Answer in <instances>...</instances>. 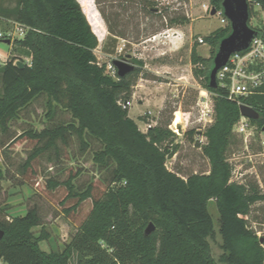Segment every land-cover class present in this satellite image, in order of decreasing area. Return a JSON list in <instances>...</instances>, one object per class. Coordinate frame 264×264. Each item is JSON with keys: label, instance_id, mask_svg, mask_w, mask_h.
<instances>
[{"label": "trees", "instance_id": "16d2710c", "mask_svg": "<svg viewBox=\"0 0 264 264\" xmlns=\"http://www.w3.org/2000/svg\"><path fill=\"white\" fill-rule=\"evenodd\" d=\"M210 2L222 11L223 0ZM152 5L155 2L148 1L144 6ZM249 5L250 24L255 5L264 14V0H249ZM0 13L5 16L2 20L27 27L14 47L27 50L32 58L31 63L23 60V67L15 64L16 57L0 66V126L6 127L42 94L47 97L48 116L54 115L57 105L70 111L73 121L68 124L25 132L24 137L44 144L29 156L23 177L40 186L78 226L62 251L47 252L40 247L43 237L34 233L40 224L36 209L0 220V264H71L74 256L79 262L88 256L83 264H264V236L248 221L252 206L264 201V192L255 181H231L233 165L227 157L241 119L240 106L248 104L259 112V118H250L259 131L264 108L253 95L230 98L227 85L209 84L214 55L231 31L230 24L205 36L210 57L201 56L197 45L192 47L193 74L213 95L214 120L204 131L207 143H198L211 169L183 177L168 169L171 153L163 146L168 139L174 141L175 132L152 126L145 133L130 116L128 103L144 61L132 58L135 68L124 76L117 68L116 76L108 72L107 64L98 61L95 49L100 38L80 0H17L12 8H0ZM174 22L177 19L172 18ZM255 29L264 40V26ZM68 133L78 136L83 149L89 146L87 136L101 142L93 160L100 166L114 165L110 184L95 177L84 190H77L74 180L83 172L79 165L71 167L66 182H39L31 160L58 139L66 142ZM196 133L191 129L185 136L193 140ZM211 202L219 215L222 253L217 259L210 243L216 234ZM151 222L155 229L148 234Z\"/></svg>", "mask_w": 264, "mask_h": 264}, {"label": "rangeland", "instance_id": "374dc122", "mask_svg": "<svg viewBox=\"0 0 264 264\" xmlns=\"http://www.w3.org/2000/svg\"><path fill=\"white\" fill-rule=\"evenodd\" d=\"M7 1L14 3L17 0H0L3 3ZM148 1L155 2L153 8L144 6ZM210 1L80 0L93 30L101 39L95 53L100 64H107L108 72L115 75V59L131 65H135L132 58L144 61L129 105L130 116L137 121L140 129L149 132L146 124L169 127L179 112L184 128L180 134L175 132L173 142L168 139L163 146L171 153L167 159L168 169L183 177L193 173H208L211 169L209 158L200 145L207 143L204 131L214 120L213 95L194 76L191 51L197 45L201 56L210 57L211 46L206 42L201 43L199 39H204L230 22L222 11L211 14ZM172 18L177 19V22L172 24ZM1 20V30L12 28L9 22ZM171 25L181 28L183 33L169 32ZM250 25L255 28L264 26L263 10L258 5H255ZM15 37L23 36L20 31H16ZM6 40H0V52L10 53L11 57L21 61H29L27 50L14 47L15 38L10 37V43ZM111 65H114V69L110 68ZM72 121L70 111L60 105L56 106L53 116H48L47 97L42 94L22 108L19 116L9 121L6 127L0 126V220L10 221L36 209L40 224L34 228V233L43 237L40 247L47 252L62 251L71 242L78 226L42 192L40 186L23 177L29 156L36 147L44 144L29 140L24 135L30 130L40 132ZM191 129L197 131L193 140L185 136L186 131ZM234 135L227 152L235 171L233 179L241 183L255 181L264 192V148L261 144L264 131L255 130L248 142L235 128ZM87 141L89 146L83 149L78 136L68 133L66 142L58 139L55 146L43 150L32 159L31 165L39 182L45 179L66 182L71 167L79 165L83 167V172L74 180L77 190H84L95 177H101L110 184L114 165L97 164L93 160V152L100 149L102 144L91 136H87ZM209 207L216 221V234L210 243L213 256L217 259L222 253L217 223L219 215L214 202ZM248 221L263 237L264 201L252 206ZM86 258L88 256L79 262L78 257L74 256L71 264H83Z\"/></svg>", "mask_w": 264, "mask_h": 264}, {"label": "built area", "instance_id": "2783aa9c", "mask_svg": "<svg viewBox=\"0 0 264 264\" xmlns=\"http://www.w3.org/2000/svg\"><path fill=\"white\" fill-rule=\"evenodd\" d=\"M9 23L10 26L12 25V28L8 31L0 30V40L9 39L10 37L15 38V40L23 38L27 27L14 21H10ZM16 31H20L23 37H15ZM199 41L201 43L205 42L203 38H200ZM28 58L29 61L26 62L31 63V56ZM10 59V53L4 55L0 54V66L5 65ZM19 61L21 60L17 58L15 64H18ZM113 66L114 65H111L110 68L114 69L115 66ZM113 76H116V71ZM217 80L220 81L222 85H227L229 87L230 98L239 95H247L252 92L253 88L259 87L264 82V40L256 35L246 50L233 54L229 62L218 71ZM128 105H131V102L128 103ZM178 113L179 112L176 113L169 127L173 132L180 134V131L183 130L184 127L182 126V118L179 123L177 121ZM151 127V124H146L147 130ZM235 130L242 134L248 142L249 138L255 134L257 126L250 122V118L241 115L240 121L235 125ZM261 144L264 148V136L263 139H261ZM234 173L235 171L232 172L231 181H235L233 179ZM235 177H238V175H235ZM235 182L241 183L239 181Z\"/></svg>", "mask_w": 264, "mask_h": 264}, {"label": "water", "instance_id": "95a60500", "mask_svg": "<svg viewBox=\"0 0 264 264\" xmlns=\"http://www.w3.org/2000/svg\"><path fill=\"white\" fill-rule=\"evenodd\" d=\"M222 13L229 20L231 31L220 41L219 47L213 58V66L209 75V84L211 87H218L217 73L225 66L231 56L237 52L246 50L252 41V39L258 34L257 30L249 24L250 12H249V0H223ZM218 10L213 7L211 14L215 15ZM88 18V17H87ZM10 43V40H6ZM127 58H130L128 56ZM126 58V59H127ZM113 64L118 70L120 76H124L131 72L135 65H131L124 60L115 59ZM18 65L23 67L25 63L19 61ZM241 115L257 119L259 118V112L248 104H242L240 106ZM264 131V125H263ZM155 229V224L151 222L146 228V233H150ZM3 236V231H0V238ZM262 241L264 238L261 239Z\"/></svg>", "mask_w": 264, "mask_h": 264}, {"label": "crops", "instance_id": "0c3cea01", "mask_svg": "<svg viewBox=\"0 0 264 264\" xmlns=\"http://www.w3.org/2000/svg\"><path fill=\"white\" fill-rule=\"evenodd\" d=\"M17 1H15L14 3H11L10 1L7 2H0V8H4V10L7 8H12L16 5ZM206 5V4H205ZM207 8V6H206ZM0 19H5V16L3 13H0ZM171 28V30L169 32L173 33V32H179V34L183 33V30L181 28H178L177 26H169ZM175 38V37H174ZM0 54L4 55L7 54L6 52H0ZM247 95H253L254 97V101L255 103L259 106V107H263L264 108V83L262 85H260L257 88H253L252 92L247 94Z\"/></svg>", "mask_w": 264, "mask_h": 264}, {"label": "bare ground", "instance_id": "6f19581e", "mask_svg": "<svg viewBox=\"0 0 264 264\" xmlns=\"http://www.w3.org/2000/svg\"><path fill=\"white\" fill-rule=\"evenodd\" d=\"M180 120H181V118H179V113H178V119H177L178 123L180 122Z\"/></svg>", "mask_w": 264, "mask_h": 264}]
</instances>
